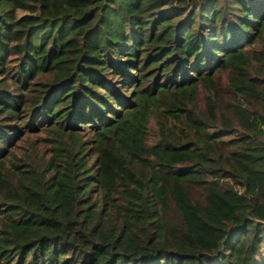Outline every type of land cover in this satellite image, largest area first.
<instances>
[{"label": "trees", "instance_id": "obj_1", "mask_svg": "<svg viewBox=\"0 0 264 264\" xmlns=\"http://www.w3.org/2000/svg\"><path fill=\"white\" fill-rule=\"evenodd\" d=\"M0 264H264V0H0Z\"/></svg>", "mask_w": 264, "mask_h": 264}, {"label": "rangeland", "instance_id": "obj_2", "mask_svg": "<svg viewBox=\"0 0 264 264\" xmlns=\"http://www.w3.org/2000/svg\"><path fill=\"white\" fill-rule=\"evenodd\" d=\"M203 96H204L203 92L201 90H198L197 91V100H198V102H200L202 100ZM148 130H149L148 140L151 141L152 140V135H151V133H152V123H150Z\"/></svg>", "mask_w": 264, "mask_h": 264}]
</instances>
